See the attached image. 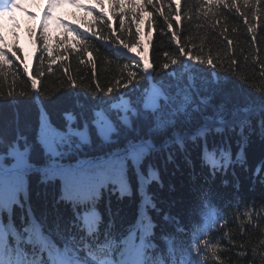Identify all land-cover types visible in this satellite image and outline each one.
<instances>
[{"label":"snow or ice","instance_id":"snow-or-ice-1","mask_svg":"<svg viewBox=\"0 0 264 264\" xmlns=\"http://www.w3.org/2000/svg\"><path fill=\"white\" fill-rule=\"evenodd\" d=\"M62 2L49 0L46 6L48 11L37 37L44 42V51L48 50V38L43 29L48 26L51 9ZM70 2L86 8L78 0ZM95 3L101 9L104 6L103 0H95ZM123 3L124 0H111L113 9L122 7ZM156 3L157 0H144L143 4H133L132 7L143 11L146 5ZM209 3L210 6H236V0L230 3L227 0H209ZM243 3L251 7L259 4L260 0H243ZM175 5L173 11L179 21L180 0H175ZM19 6L16 0H0V16ZM86 10L90 13L95 11L94 8ZM155 10L160 16L165 15L161 8L156 7ZM136 18L139 19V16ZM96 19L99 17H94ZM64 27L76 31L69 25ZM120 27L124 28L123 20ZM167 27L172 28L170 21ZM139 31L137 27L136 32ZM248 31L254 33L255 30L249 27ZM79 35L87 42L88 37L84 33ZM178 35L173 33V40L177 43L175 53L182 56L185 49L179 46ZM231 43L228 41L229 46ZM104 47L112 50L109 45ZM123 48L131 51L128 43H124ZM114 54L117 59H135L120 49L114 50ZM10 55L15 57L16 52L10 54L0 48V72L5 65L12 64ZM168 55L165 53V56ZM189 59H196L201 65L206 63L214 70L212 59L204 61L191 56ZM141 61L140 74L147 80L152 76V64L143 54H140L136 64L140 65ZM177 63V59H171L172 65ZM123 67L127 69L128 66ZM162 67L169 69V64L164 63ZM136 75L137 72H128L129 84ZM229 83L225 77L224 82L212 90V95L197 98L194 93L198 94L199 89L189 77L188 83L183 86L161 84L159 88H153L150 93L145 92L135 99H132L136 91L133 88L123 94L128 95L129 100L119 105L111 100L90 101L83 120L87 131L76 129L70 123L74 119L71 109L65 110L64 126L52 123L47 109L57 101L49 99L45 103L40 100L42 93L37 90L36 79H31V88L36 90L31 100L11 98L0 101V121L4 119L6 109L12 110L16 123L20 119V108L35 106L38 110L37 127L31 140L20 132L10 138L0 131V264H200L202 257L199 253L204 249L199 247L198 242L193 243V233L202 223L205 209L214 206L218 194L209 184L197 182L195 163H200L201 171L209 170V176L213 178L217 174L226 175L235 164L246 165L253 144L252 136L257 135L261 159L254 174L261 176L264 183V90L259 93L258 99L239 107L232 103ZM97 90H100L99 86ZM113 91V88H107V93ZM8 96L11 97L12 93ZM214 97L218 99L214 100ZM89 132L95 133L96 141L90 140ZM209 137L219 138V144L214 147L216 155L211 160L207 157ZM233 140L235 148L231 144ZM96 142L101 149L105 145L110 146L109 150L102 155L89 156L85 149ZM153 154L163 156L165 165L175 164L177 158L182 157L185 167L193 170L190 172L187 197L169 203L167 209L161 207L159 190L165 185L158 167L151 162L147 167L142 164L146 157ZM133 177L141 201L151 204L159 220H149L146 226L141 219L127 227H119L117 222L122 219L119 203L114 207L109 199L103 214L98 205L105 193L109 197L116 195L118 202L125 194H131ZM32 181L50 194V199L42 206L40 218L36 217L28 196ZM223 183L226 185L228 181ZM149 184L154 185L155 190L150 189ZM235 187L239 188L238 181ZM167 190L174 193L176 186L169 184ZM177 204L180 208L173 212ZM17 208L22 212L19 224ZM69 208L70 212L66 215L60 212V209ZM49 215L51 222L46 223ZM160 226L170 229L161 231L159 239L165 245L163 249L153 238L155 229ZM181 237H187V242ZM185 255L187 259H184Z\"/></svg>","mask_w":264,"mask_h":264},{"label":"trees","instance_id":"trees-1","mask_svg":"<svg viewBox=\"0 0 264 264\" xmlns=\"http://www.w3.org/2000/svg\"><path fill=\"white\" fill-rule=\"evenodd\" d=\"M227 2L230 3L231 0ZM143 3L144 0H124L122 7L113 9L111 0H103L104 6L101 9L95 1L84 2L86 8L95 9L91 13L86 8L66 5L65 17L88 29L89 34H85L88 40L85 42L79 35L82 32L71 25L69 26L76 31L64 26L56 29L47 22L48 26L43 29L48 38L47 51L43 50L44 42L37 39L41 28L34 40V22L23 15L18 20L32 44L29 58L23 55L21 38L14 33L9 23L3 21L8 34L0 40V48L10 54L15 51L18 58L10 55L12 64L5 65L0 72V101L11 98L31 100L36 91L31 88V79H36L37 90L42 93L40 100L45 103L49 99L57 101L47 109L52 123L58 127L64 126L65 110L71 109L74 119L70 123L76 129L87 131L83 127V120L88 113L90 101L111 100L119 105L129 100V96L123 94L129 93L133 88L136 91L132 99H135L145 92L150 93L153 88H159L161 84L183 86L188 83L189 77L193 78L199 89L198 94L194 93L197 98L212 95V90L227 77L233 104L245 107L252 99H258L259 93L264 90V0L251 7L245 5L243 0H236V6L232 8L221 7L219 4L210 6L209 0H204L203 3L201 0H180L182 7L179 21L176 20L177 13L173 11L175 0H157L155 5H146V10L143 11L139 7H132L133 4ZM156 7L161 8L165 15L160 16ZM94 17L99 19L94 20ZM121 20L124 21L123 29L120 27ZM169 21L172 23L171 29L167 27ZM137 27L140 29L139 33L136 32ZM249 27L255 30L254 33L248 31ZM173 33L179 34V46L185 49L182 56L175 53L177 43L173 40ZM228 41L232 42L231 46ZM124 43L129 44L130 52L123 48ZM104 45H109L112 50ZM116 47L129 54H143L152 64V76L146 80L140 74L142 61L137 65L136 60L117 59L114 54ZM144 49L148 51L145 52ZM165 53L169 55L165 56ZM190 56L204 61L212 59L214 70L206 63L201 65L196 59H189ZM171 59H177L178 63L172 65ZM164 63L169 64V69L162 67ZM125 65L128 66L127 69L123 67ZM129 71L137 72L130 84L127 80ZM109 87L114 89L110 94L107 93ZM9 93H12L11 97L8 96ZM21 93L25 95L21 96ZM216 99L218 98L214 97ZM19 111L20 119L16 123L13 121L12 110H5L4 119L0 121V131L10 138L20 132L31 140L37 127V107H22ZM89 138L96 141L95 133L89 132ZM252 140L246 165L242 167L235 164L228 169L226 175L217 174L213 178L209 176V170L201 171L200 163H195L194 171L199 178L197 182L209 184L218 194L214 206L205 209L202 223L198 225V230L201 227L205 230L208 228L204 235L205 242L200 244L201 248L205 246L201 264H264V183L261 182V176L254 174L261 159V149L258 136L253 135ZM207 144V157L211 160L216 155L214 147L219 144V138L209 137ZM231 144L235 148L234 140ZM109 147L105 145L101 149L96 142L85 150L89 156H97L108 151ZM149 162L158 167L165 185L164 189L159 190L161 207L167 209L169 203L187 197L190 191V172L193 170L185 167L182 157H178L175 164L165 165L163 156L153 154L146 157L142 164L147 167ZM224 180L228 181L226 185ZM237 181L239 188L235 187ZM169 184L176 186L174 193L168 192ZM149 188L155 190L154 185L149 184ZM28 196L36 217L40 218L42 206L50 199V194L32 181ZM109 199L114 207L119 203L122 209V219L117 222L119 227H127L141 219L146 226L149 220H159L151 204L141 201L135 177L131 181V194H125L119 202L116 195L109 197L107 193L104 194L98 205L101 214ZM179 208L180 205L177 204L172 211L176 212ZM60 212L66 215L70 208L60 209ZM21 215V210L17 208L18 224ZM212 215L217 225L215 228H206L207 219ZM50 222L51 215L46 220V223ZM162 230L170 231L163 226L157 227L153 237L161 249L165 247L159 239ZM195 234L196 232L193 233V238ZM181 239L187 242V237Z\"/></svg>","mask_w":264,"mask_h":264},{"label":"rangeland","instance_id":"rangeland-1","mask_svg":"<svg viewBox=\"0 0 264 264\" xmlns=\"http://www.w3.org/2000/svg\"><path fill=\"white\" fill-rule=\"evenodd\" d=\"M16 31H17V33H18V35H19V31H20V30H19L18 28H16ZM2 34H3V30L0 29V37L3 36ZM23 41H24V43H23L24 56H25L26 58H29V55H30L29 43H28L27 39H24V38H23Z\"/></svg>","mask_w":264,"mask_h":264}]
</instances>
